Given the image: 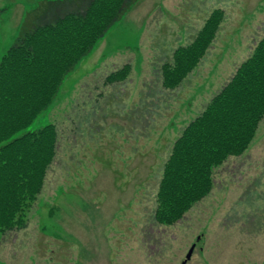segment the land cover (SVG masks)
Listing matches in <instances>:
<instances>
[{
	"label": "rangeland",
	"instance_id": "obj_1",
	"mask_svg": "<svg viewBox=\"0 0 264 264\" xmlns=\"http://www.w3.org/2000/svg\"><path fill=\"white\" fill-rule=\"evenodd\" d=\"M41 1L0 0V60ZM216 9L225 18L200 66L180 89H165L163 65ZM263 34L264 0H140L17 135L54 124L58 154L28 227L0 239V264H183L194 244L188 264H264V119L181 221L167 226L154 216L175 141ZM125 65L126 81L106 84Z\"/></svg>",
	"mask_w": 264,
	"mask_h": 264
},
{
	"label": "trees",
	"instance_id": "obj_2",
	"mask_svg": "<svg viewBox=\"0 0 264 264\" xmlns=\"http://www.w3.org/2000/svg\"><path fill=\"white\" fill-rule=\"evenodd\" d=\"M139 1L46 0L25 13L16 42L0 60V239L28 227L58 154L54 124L17 135L52 106L65 79ZM224 18L223 10H214L197 39L163 65L165 89H178L199 66ZM130 72L125 65L106 84L126 81ZM263 119L264 34L175 141L156 195V222L174 225L203 200L216 168L248 149Z\"/></svg>",
	"mask_w": 264,
	"mask_h": 264
},
{
	"label": "water",
	"instance_id": "obj_3",
	"mask_svg": "<svg viewBox=\"0 0 264 264\" xmlns=\"http://www.w3.org/2000/svg\"><path fill=\"white\" fill-rule=\"evenodd\" d=\"M200 239H201V238L199 237V238H198V241H199ZM195 248H196V245L194 244V246L190 249V251H189V253H188L187 257H186V260L183 262V264H188V261L191 260V258H192V255H193V253H194V251H195Z\"/></svg>",
	"mask_w": 264,
	"mask_h": 264
},
{
	"label": "crops",
	"instance_id": "obj_4",
	"mask_svg": "<svg viewBox=\"0 0 264 264\" xmlns=\"http://www.w3.org/2000/svg\"><path fill=\"white\" fill-rule=\"evenodd\" d=\"M204 58H205V57H204ZM204 58H203V59H204ZM168 62H170V61H168ZM201 62H202V61H201ZM200 64H201V63H200ZM199 66H200V65H199ZM185 80H186V79H185ZM185 80H184V81H185ZM183 83H184V82H183ZM183 83H182V85H183ZM182 85H181V86H182ZM181 86H180L178 89H180ZM176 90H177V89H176ZM170 91H171V90H170ZM173 91H175V90H173Z\"/></svg>",
	"mask_w": 264,
	"mask_h": 264
}]
</instances>
